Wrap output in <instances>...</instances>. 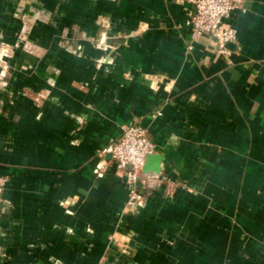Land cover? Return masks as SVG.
I'll use <instances>...</instances> for the list:
<instances>
[{
    "label": "crops",
    "instance_id": "crops-1",
    "mask_svg": "<svg viewBox=\"0 0 264 264\" xmlns=\"http://www.w3.org/2000/svg\"><path fill=\"white\" fill-rule=\"evenodd\" d=\"M193 10L0 0V264H264V0L226 55ZM131 120L156 147L132 207L99 154Z\"/></svg>",
    "mask_w": 264,
    "mask_h": 264
},
{
    "label": "built area",
    "instance_id": "built-area-1",
    "mask_svg": "<svg viewBox=\"0 0 264 264\" xmlns=\"http://www.w3.org/2000/svg\"><path fill=\"white\" fill-rule=\"evenodd\" d=\"M194 10L187 19V25L192 28L193 38L203 34L213 37L219 47V52L229 54V43L238 41L235 27L228 25L233 11L242 6L243 0H190ZM191 48L192 45L190 44ZM162 114V109H156L154 116ZM148 129L137 120L122 124L118 137L110 140L99 150L100 155L110 154L118 169L124 171L129 186L127 206L136 205L142 198L137 189V183L146 163L147 157L155 151ZM7 179L0 175V199L2 198Z\"/></svg>",
    "mask_w": 264,
    "mask_h": 264
},
{
    "label": "water",
    "instance_id": "water-1",
    "mask_svg": "<svg viewBox=\"0 0 264 264\" xmlns=\"http://www.w3.org/2000/svg\"><path fill=\"white\" fill-rule=\"evenodd\" d=\"M229 45H230V43H229Z\"/></svg>",
    "mask_w": 264,
    "mask_h": 264
}]
</instances>
